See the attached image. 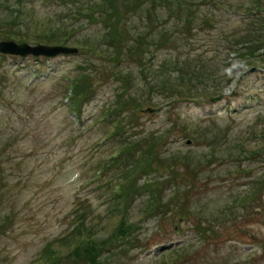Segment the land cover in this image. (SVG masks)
Returning a JSON list of instances; mask_svg holds the SVG:
<instances>
[{"label": "rangeland", "instance_id": "rangeland-1", "mask_svg": "<svg viewBox=\"0 0 264 264\" xmlns=\"http://www.w3.org/2000/svg\"><path fill=\"white\" fill-rule=\"evenodd\" d=\"M94 1L0 0V37L11 30L9 40L21 41L18 34L31 44L80 49L54 58L0 55V264H72L83 239L105 243L102 264H264V47H249L251 31L239 9L252 2L119 0L113 23L124 48L117 56L103 18L111 10ZM73 3L91 16L76 19ZM163 3L175 9L171 19ZM10 8L16 23L8 21ZM242 38L248 47L225 68L222 43ZM177 56L184 74L176 70ZM81 75L76 113L64 92ZM130 89L141 106L128 114L125 103L113 110L131 123H124V135L169 132L160 146L164 160L127 187L141 191L157 178L159 198L176 197L186 216L147 217L148 197L139 193L126 200L127 219L113 216V187L123 179H116L118 167L100 169L122 134L109 137L118 126L102 117ZM173 154L178 184L166 166ZM82 212L83 231L61 241ZM122 220L135 222L131 235L110 241Z\"/></svg>", "mask_w": 264, "mask_h": 264}, {"label": "trees", "instance_id": "trees-1", "mask_svg": "<svg viewBox=\"0 0 264 264\" xmlns=\"http://www.w3.org/2000/svg\"><path fill=\"white\" fill-rule=\"evenodd\" d=\"M145 1L146 0H141V2H145ZM97 2L98 1L95 0L93 5H97V7H103V8L107 7V9L111 10V12L107 13V15L104 16L103 18L105 20H108V22H104V24H105L106 29H108V36H109V40H110L109 44H110V46L115 48V50L118 52L117 53V56H118L121 54L120 51H122V49L124 48L123 41L118 38V32H116V29H115L116 23H113V22H115V19L117 20L118 13H120V8L118 7L119 0H99V2L98 3ZM90 7H92V6L90 5ZM89 10L90 9H87V11H89ZM172 11H174V13H176L175 9ZM9 12H11V13L10 14L6 13V15L9 16V18H8V21H10L9 23L18 22L17 21L19 19L18 15L16 13H14V11H12V10H10ZM101 13L103 14V12H101ZM85 14L87 15V12ZM89 16H91V15H87V17H89ZM107 17H109V19ZM21 20H22V18H21ZM109 21H111V23ZM152 31H153V29H152ZM152 31H150V32H152ZM10 32H11V30L10 31L8 30L6 33H2L1 35L3 38H9V36L11 35ZM16 35H17L18 39H20L21 41H25L26 37L24 38V37H20L18 34H16ZM165 37H167L166 33L163 35V38H165ZM248 38L251 39V41H252L251 44L249 45V47L251 49H253V50L256 49L257 42L261 43V46L258 49L264 47V35L258 34V37H253L251 35ZM50 39H52V38H49V40ZM66 41H67V38H66ZM244 41H245V39H244ZM56 43H65V42H56ZM148 49L149 48H147V52H148ZM150 53H151V58H152L154 56V52H150ZM112 54H114V53H112ZM128 55L133 56V53L130 52V53H128ZM183 74H184V71H183ZM120 75H121V77L124 75L123 70H120ZM186 75L187 76L190 75V72L186 73ZM131 79H133V78H131ZM183 80H186V78H183ZM130 82L132 83V81H130ZM149 82H151V81H149ZM124 94L128 95V97L125 98V101H123L122 96L119 97V101H118V105L120 103L121 104L125 103L124 104V113L128 114L131 110L134 111L137 109V107L139 108L141 106L142 102H140V100H138L139 99L138 96H135L132 93L131 89H130V91L125 92ZM173 94H176V93L173 92ZM114 113H116V112L114 111L111 114H114ZM124 113L122 111L121 115L116 116L114 118L112 117V119H114V121H113L114 125L117 124V126H118L115 128H117V129L119 128L120 129L119 133L122 134V136H121V142L122 143L120 144V150L116 154V157L114 158V160L111 164H114L115 167H118V169H116L117 170L116 175H119L121 177V179H123V181H120V183L117 184V186L119 185V193H118V196L116 197L118 202L115 204V208L112 210L113 216L115 215V217H116L117 215L118 216L120 215L121 219H123V218L127 219L128 212L126 210V207H127L126 200H128V197L134 193L147 195V197H148L146 199L147 203H144V206L146 208H145V211L143 210L145 212V213L144 212L143 213L145 215H147V217H152V216H157V215H166V214H170L172 217H175L177 214H179L181 216H186L188 214V212H187L185 206H183V204L180 205V203H177L180 201L179 199L174 197L175 200H172V198H171V200H169V201H164V200H162V198H159V194H160V190H161V184L158 183L157 178L155 180H150V179L146 180V182L141 187V189H142L141 191H138L140 188H136V189H134V191H132V188L127 187V185H129V184H127V182L128 183L131 182L133 184H136L139 174H142V173L152 169V167H153V165H155V163H157V165H159L161 159L164 160L161 157L160 146L162 144H164L165 135L163 137V136L156 135L152 132V133L146 134L144 136H141L140 138L134 137V139L133 138L130 139V136L124 135V134H128V132H129V128L125 129L124 123H126L127 125L131 124V123H127V121H126L127 118H124V116H125ZM113 129H114V126H113ZM175 157H176L175 154L168 156L167 160L169 162L166 161V166L168 168H170L171 170H173V172L171 173V176L173 174L174 179L176 180L175 182L178 184L179 180H181L180 176H182V175H181L180 171H177L178 163L180 162V160H178ZM181 166H182V164H181ZM135 177H136V179H133ZM173 193H175V195H176V194H179L180 191H179V189L176 188V189H173ZM151 200L154 201L153 206L150 204ZM155 202H156V204H155ZM84 222L85 221L83 220V218H80V220H79L80 224L76 227L74 232L69 234L68 236L64 237L62 240L66 239L68 237H73L76 234H80L83 231V229L85 228ZM123 222H128L126 227L124 226ZM134 225H135V222H133V224H132V222H130V221H123L122 220L121 224L116 228V230H115L112 238L110 239V241H112L114 239H119L122 236H124L125 234H126V238L129 237L131 235L129 233L132 229H134L133 228ZM85 234H90V232L88 233V229H86L84 231L82 236H85ZM88 237H90V235ZM82 241L83 242L78 243V246L75 245V247L73 248L74 249L73 254H75V260H74V262H72V264H102L103 263L102 254L105 250L102 246H104L105 243L92 244L93 242L91 239L90 240L83 239Z\"/></svg>", "mask_w": 264, "mask_h": 264}, {"label": "water", "instance_id": "water-1", "mask_svg": "<svg viewBox=\"0 0 264 264\" xmlns=\"http://www.w3.org/2000/svg\"><path fill=\"white\" fill-rule=\"evenodd\" d=\"M0 52L6 54L14 55H46V56H56L61 53H76L77 49L63 47V46H45V45H36L31 46L29 44H17L12 41H1L0 42Z\"/></svg>", "mask_w": 264, "mask_h": 264}]
</instances>
